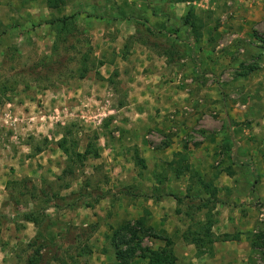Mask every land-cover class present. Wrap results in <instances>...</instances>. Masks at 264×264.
<instances>
[{
    "label": "rangeland",
    "instance_id": "374dc122",
    "mask_svg": "<svg viewBox=\"0 0 264 264\" xmlns=\"http://www.w3.org/2000/svg\"><path fill=\"white\" fill-rule=\"evenodd\" d=\"M48 3L0 0V264H112L115 244L124 235L131 238L122 230L126 222L143 217L152 226L143 205L149 206L152 196L164 197L170 212L168 232L152 228L173 240L174 264L177 255L186 254L184 245L192 249L189 259L202 261L214 243L240 244L241 233L250 254L238 264H264V0ZM190 12L194 27L183 24ZM63 16H72L73 35L59 40L54 76L46 77L50 72L44 75L35 64L52 54L58 28L49 22ZM142 21L164 30L165 37L146 34ZM85 56L90 70L80 79L77 70ZM121 60L126 63L110 67L107 77L101 74L104 63ZM131 62H137L133 67L141 75L150 64L170 68L173 80L166 83L184 85L180 107L162 114L161 127L146 129L145 154L136 147L119 153L113 145L124 133L116 121L124 118L127 97L119 75ZM86 78L95 86L84 87ZM141 113L148 117L149 106ZM64 133L71 152L90 148V154L69 158L57 145ZM64 169L69 171L62 174ZM199 180L211 185L204 189ZM213 188L218 201L210 203L211 232L217 238L198 247L184 236L205 220L207 209L196 206ZM70 192L102 198L43 210L39 227L23 217L44 206L46 193ZM170 194L183 200L177 203ZM128 197L140 202L142 215L113 209V203ZM227 207L250 215L249 230H212L216 215ZM175 220L183 227L176 228ZM225 233L238 239L222 240ZM130 245L136 250L124 264H158L161 239L143 236Z\"/></svg>",
    "mask_w": 264,
    "mask_h": 264
},
{
    "label": "crops",
    "instance_id": "0c3cea01",
    "mask_svg": "<svg viewBox=\"0 0 264 264\" xmlns=\"http://www.w3.org/2000/svg\"><path fill=\"white\" fill-rule=\"evenodd\" d=\"M128 58L132 59V57ZM140 62L141 60H139L138 64ZM125 63L126 62L122 60L114 63H104L100 70L101 74L104 77H107L110 74V67L121 66ZM133 63L135 64L137 62H131L129 67L122 70L124 71L123 74L120 70L122 75H119L121 76L119 78L126 90L127 97L123 106L124 118L116 121L121 125L124 133L121 134L120 139L117 141L118 143L113 145L115 147L114 150L119 153L127 152L128 150L131 151V149L136 147L139 151L145 154L146 152H149L148 143L145 140L147 133L146 129L161 127L162 124H164L163 120L165 119L162 114H165L171 108L180 107L181 100L185 97V93H182L183 90H181L184 85H180L181 83H169V81V84L166 83V80H173L174 72L170 68L165 66L155 67L153 64H150L146 72L141 75V73H139L140 70L135 66L133 67ZM191 71L195 72L194 69ZM92 82V78H86L82 84L84 87L89 88L90 86H95L91 85ZM146 105L149 106L148 117L144 116L146 115L145 113L139 114L141 109L143 110V107ZM161 109V114H159ZM201 147H204V145H201ZM172 148H175V143L168 146L166 150ZM137 181H141V179H137ZM152 185L157 186V183L153 180ZM152 200H157L156 202H158V204L156 205L155 203H152ZM165 202L164 197H159L158 199L150 197L148 198L149 206H147V204L145 206L143 203L144 207L149 211L152 219H154V221L151 222V225L159 232H162L163 230L168 232L170 227H173V223H169L170 218H167V215H170V212L165 207ZM115 204L116 205L113 203L112 206L113 209L117 211V214L127 213L129 215L138 212L139 215H142L140 202L135 203L131 200V197H128L127 200L121 198L119 201H116ZM100 205H104V203H101ZM100 205H96L94 209H97ZM106 205V208H109L107 203ZM115 211L113 212L114 214L116 213ZM218 213L219 214L216 215V224H214L212 228L215 233L233 232L235 231L234 227H238L236 229L237 231L245 229L249 230V227L252 225V222H249V214L242 217L241 215H237V212L231 211L228 207ZM122 217L126 216L123 215ZM175 225L176 228L183 227V223L180 220H175ZM241 239H243V233L240 234V240H238L241 243H235L233 248L231 247L233 244H229L228 242H235L234 240L226 241L224 244L214 243L210 254H208V257L204 256L202 261L195 257L189 259V252H187V250L190 249V245L188 247L184 245V251L186 250V254L177 255L179 257L177 264H238L239 259L250 254V248L247 246V242H243Z\"/></svg>",
    "mask_w": 264,
    "mask_h": 264
},
{
    "label": "trees",
    "instance_id": "16d2710c",
    "mask_svg": "<svg viewBox=\"0 0 264 264\" xmlns=\"http://www.w3.org/2000/svg\"><path fill=\"white\" fill-rule=\"evenodd\" d=\"M59 0H49V5L51 7H56L59 5ZM191 11V10H190ZM191 13H188L185 18L183 19V24L188 25L189 27H194L193 21L190 22L191 18ZM72 18V16H63L60 18H56L52 21L49 22V24H54L58 30V36H56V40L54 43V49L52 51V54L50 55H44L42 56L35 64V67L41 68L45 72L44 75L47 72H50L49 75L46 77H53L54 74V68L53 66L58 61L55 56H57V44L59 40L61 39H66L68 36L73 35V26H68L69 20ZM139 25H144V31L146 34H149L150 36H163L166 35V32L164 30L156 29L151 25L146 24L144 21L140 22ZM174 44L172 43L171 46ZM87 62H89L88 58L85 56L83 57V63L82 66L77 70L78 71V78H84L87 74V72L90 70V66L87 65ZM46 70V71H45ZM57 145L64 151L65 154L68 155L69 158H73L75 155L78 159L83 160L85 159L89 154H90V148L84 150L83 153H73L71 152L70 146L68 144L67 136L64 133L62 137L58 140ZM72 146V144H70ZM92 155L96 156L98 155L97 150L92 151ZM178 155L181 157V160L186 159V155H183L181 153H178ZM234 156H236L234 154ZM180 162V161H179ZM69 170H63V173H66ZM179 171V172H178ZM176 175H180L182 173V170H178ZM59 178V177H58ZM61 178V177H60ZM199 183L202 185L204 189L209 188L211 184L209 182H205L202 180H199ZM65 188H69L70 184L66 183L64 185ZM209 196L207 198H198L199 199V204H197L196 209H202L206 208L207 212L205 213V220L198 224L197 229L194 230H189L188 234L184 236V239L187 240L190 243L195 244L196 246L200 247L203 246L204 244H212L217 237H215L212 232H211V227L214 223V220L212 218V208L210 207V203H214L218 201L217 199V192L216 189L213 188L209 191ZM49 194L46 193V197L43 198L44 206L41 208H34L33 210H30L29 212H25L23 214V217L28 220L33 222L37 227L41 225V223L45 220V218H39L40 215L43 216V214H40L41 211H45L50 207H54L56 209H64V208H76L78 207L81 203L84 202L85 199H91L97 201L98 199L102 198V195L96 194L95 196H92V193L89 192H70L67 196H60L58 194ZM172 197L175 199L177 203L181 202L183 200L182 197L178 196L177 194H170ZM48 196V197H47ZM33 197V196H32ZM153 197V196H152ZM58 201V202H56ZM62 203V204H60ZM44 217V216H43ZM122 230H125L129 232L131 235V238L125 239V235L119 239V242L115 244L116 250H115V261L112 264H124L126 263L129 258L133 255V253L136 250L135 246H131L130 243L134 240L137 239L139 240L143 236H150L154 238H159L163 241V246L159 249L157 255H156V260L158 264H174L176 260V256L173 251V240L166 235L156 233L152 226H146L145 219L143 217L138 218L133 224L131 222H126V224L122 227ZM222 240H229V239H238L237 235H232V234H223L220 236ZM119 243V244H118ZM126 245L125 249H122L119 245ZM28 246H33V242H29L27 244ZM39 249H36L35 252L38 254ZM33 262V259L30 260Z\"/></svg>",
    "mask_w": 264,
    "mask_h": 264
}]
</instances>
